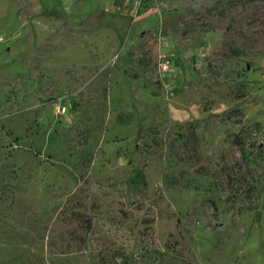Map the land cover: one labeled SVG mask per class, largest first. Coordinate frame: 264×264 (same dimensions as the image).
Instances as JSON below:
<instances>
[{
  "label": "rangeland",
  "instance_id": "1",
  "mask_svg": "<svg viewBox=\"0 0 264 264\" xmlns=\"http://www.w3.org/2000/svg\"><path fill=\"white\" fill-rule=\"evenodd\" d=\"M0 264H264V0H0Z\"/></svg>",
  "mask_w": 264,
  "mask_h": 264
},
{
  "label": "trees",
  "instance_id": "2",
  "mask_svg": "<svg viewBox=\"0 0 264 264\" xmlns=\"http://www.w3.org/2000/svg\"><path fill=\"white\" fill-rule=\"evenodd\" d=\"M90 225H91L90 220H87V226H90Z\"/></svg>",
  "mask_w": 264,
  "mask_h": 264
}]
</instances>
